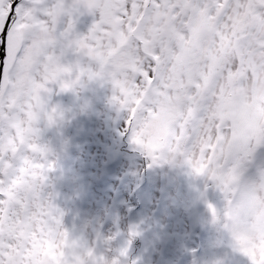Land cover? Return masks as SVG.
I'll use <instances>...</instances> for the list:
<instances>
[{
    "label": "snow or ice",
    "instance_id": "1",
    "mask_svg": "<svg viewBox=\"0 0 264 264\" xmlns=\"http://www.w3.org/2000/svg\"><path fill=\"white\" fill-rule=\"evenodd\" d=\"M15 4V9H13ZM85 13L98 18L77 31ZM0 264H122L63 227L44 133L65 120L53 94L111 84L130 143L154 165L180 162L223 194L208 203L234 248L264 264V0H0ZM5 43L0 39V44ZM133 236L139 235L136 230ZM135 264V262H133ZM216 264H222L217 261Z\"/></svg>",
    "mask_w": 264,
    "mask_h": 264
},
{
    "label": "rangeland",
    "instance_id": "2",
    "mask_svg": "<svg viewBox=\"0 0 264 264\" xmlns=\"http://www.w3.org/2000/svg\"><path fill=\"white\" fill-rule=\"evenodd\" d=\"M67 2L71 3L72 0ZM84 83L89 86L83 89V101L81 102L83 105L78 102L77 104L79 105L72 106L70 113L68 112L65 116L67 125H71L74 131L77 130V133L72 136L71 149H68L67 145L63 144L62 158L56 170H59L64 161L65 176L63 173L59 174L62 179L54 189V203L64 212L63 227L69 233L72 231L78 232L79 235L73 239L79 240L83 247L94 248L97 241V233L95 231L97 226L94 223L99 221L102 223V229L107 231L109 248L107 256L109 258L118 256L122 250L126 249L127 256L121 257L122 264H133V262L135 264H145L146 262L155 264V258L153 260L148 256V259H146L147 251L139 250L138 245L142 243L149 246L148 242H151L154 237L153 234L154 230L156 232V228L152 225V217L155 215L156 207H153L154 203L140 207L138 200L143 199L144 196L140 194L138 185L139 187L142 186L147 182L146 178H149V183L145 186L149 190L146 195L148 196L153 188L154 194H160L157 203H161L162 209L159 213L161 217H157L158 220L163 221L168 227H174L176 219L181 214L180 225H184V233L187 225V213L185 211L188 212L189 220L193 224H199V221L195 219V215L197 213L202 214V212L207 214L206 222L212 223L209 218L211 211L207 205L211 203L217 208L219 203H221L219 206L222 208L224 204L223 194L214 186L213 181L206 176L195 175L190 167L180 162L179 159L174 164L162 163L149 168L148 165L151 160L146 155L144 156L137 146L130 143V133L125 131L127 128V113L120 111L116 105L110 102L113 95L111 84L103 80L88 81L87 79H85ZM82 106V114H79L77 111ZM116 115L118 117L115 118ZM93 116L97 119L95 120ZM51 129L54 130V135L56 136L59 127L56 126ZM79 130H81V134L83 133L82 135L79 134ZM66 132V127L61 129L62 135H65ZM49 138L55 139L50 134L44 133V139L49 142ZM79 139H81L80 146L78 144ZM113 140L118 142V147L125 148L120 150V155L133 158V161H127L134 164L137 163L135 168L139 166L138 171L140 173L136 176V182L128 177L119 185L110 181L113 178L111 177L112 175H120L121 169L127 164V161L121 162V168L115 165L118 163L116 159L118 157L113 161L114 165H109V163H106L105 166L101 165L104 164L103 160L112 148L111 142ZM56 143L58 144L57 141ZM123 144L125 145L122 146ZM76 145H78V148ZM115 145L113 143V146ZM53 158L55 159V157ZM263 158V155L257 151V163H260ZM144 167L147 168L146 172L143 169ZM109 168L110 170H108ZM132 170H135L134 167ZM125 173L129 175L130 171ZM155 178L157 183L153 187ZM55 180L56 175L53 177V172H51V185ZM98 181L101 183L100 187L97 184ZM181 181L183 186L182 184L180 185ZM117 187L118 190H116ZM183 187H185L184 193ZM109 189L113 191V194L115 193L114 197ZM48 190L50 191V188ZM134 192H136L135 196ZM168 192L175 194V196L178 195L176 200H179L184 194L185 197L181 202L172 205V201L169 203L168 200ZM199 194V198L203 199V202L205 200L203 210L196 206V201L199 202V200H196ZM192 195H194L193 198ZM188 197L189 203L185 207L183 205L179 206L181 203L185 205L188 202ZM169 205L170 207H168ZM218 228L220 230L219 234L220 232L223 234V243H226L228 236L232 240L230 233L223 228L222 222ZM218 228L212 230L209 235H215ZM133 230H136L139 235L133 236ZM160 230H157V236L163 235ZM219 234L215 235V238H209V240L213 243H220L221 236ZM145 235L147 236L144 241L143 237ZM135 240L139 241L138 245L134 243ZM60 246V244L52 245L56 249H59ZM235 250L233 245L223 246L225 256ZM216 254L210 264H216L217 261L225 264L224 258ZM234 256V259L230 260L231 264H251L250 258L241 252ZM193 258L199 260L197 256ZM207 259H210V252L207 253ZM183 261L184 259H180L178 254L171 253L168 259L163 260L161 264H182Z\"/></svg>",
    "mask_w": 264,
    "mask_h": 264
},
{
    "label": "bare ground",
    "instance_id": "3",
    "mask_svg": "<svg viewBox=\"0 0 264 264\" xmlns=\"http://www.w3.org/2000/svg\"><path fill=\"white\" fill-rule=\"evenodd\" d=\"M178 197L175 196V194L170 193V200L174 201L176 200V198ZM95 226H97V228H95L96 233H97V238H96V246L94 247V249H96V251L100 254H104L107 255L109 252V248H108V236H107V231L102 229V223L97 221L94 223ZM70 235L72 236V238H74L75 236L79 235L78 232L76 231H72L70 233Z\"/></svg>",
    "mask_w": 264,
    "mask_h": 264
},
{
    "label": "clouds",
    "instance_id": "4",
    "mask_svg": "<svg viewBox=\"0 0 264 264\" xmlns=\"http://www.w3.org/2000/svg\"><path fill=\"white\" fill-rule=\"evenodd\" d=\"M59 250L62 252H65L66 256H71L76 259H83L85 261L88 260L87 256V250L85 247H83L81 244L79 245H73L68 244L67 246L60 244ZM104 264H111V259H107Z\"/></svg>",
    "mask_w": 264,
    "mask_h": 264
},
{
    "label": "flooded vegetation",
    "instance_id": "5",
    "mask_svg": "<svg viewBox=\"0 0 264 264\" xmlns=\"http://www.w3.org/2000/svg\"><path fill=\"white\" fill-rule=\"evenodd\" d=\"M77 31L83 33V16H80L77 22Z\"/></svg>",
    "mask_w": 264,
    "mask_h": 264
},
{
    "label": "water",
    "instance_id": "6",
    "mask_svg": "<svg viewBox=\"0 0 264 264\" xmlns=\"http://www.w3.org/2000/svg\"><path fill=\"white\" fill-rule=\"evenodd\" d=\"M8 22H9V20H8ZM7 26H8V23H6L4 32L2 33V37L4 40H5L6 31H7ZM4 48H5V43L2 44L0 53H4Z\"/></svg>",
    "mask_w": 264,
    "mask_h": 264
}]
</instances>
